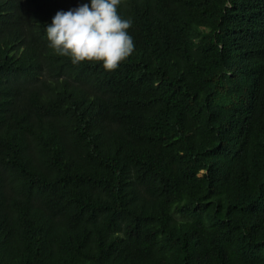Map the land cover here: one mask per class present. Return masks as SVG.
Here are the masks:
<instances>
[{
    "label": "trees",
    "instance_id": "obj_1",
    "mask_svg": "<svg viewBox=\"0 0 264 264\" xmlns=\"http://www.w3.org/2000/svg\"><path fill=\"white\" fill-rule=\"evenodd\" d=\"M0 0V264H264V0H122L114 71Z\"/></svg>",
    "mask_w": 264,
    "mask_h": 264
},
{
    "label": "clouds",
    "instance_id": "obj_2",
    "mask_svg": "<svg viewBox=\"0 0 264 264\" xmlns=\"http://www.w3.org/2000/svg\"><path fill=\"white\" fill-rule=\"evenodd\" d=\"M122 0H90L67 12L57 11L44 30L49 47L72 64L102 62L105 71L116 70L135 50L128 33L132 20L118 14Z\"/></svg>",
    "mask_w": 264,
    "mask_h": 264
}]
</instances>
